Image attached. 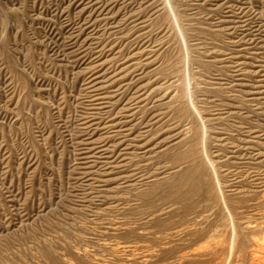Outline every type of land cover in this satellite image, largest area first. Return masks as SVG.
<instances>
[{"label": "rangeland", "instance_id": "obj_1", "mask_svg": "<svg viewBox=\"0 0 264 264\" xmlns=\"http://www.w3.org/2000/svg\"><path fill=\"white\" fill-rule=\"evenodd\" d=\"M0 264H264V0H0Z\"/></svg>", "mask_w": 264, "mask_h": 264}]
</instances>
